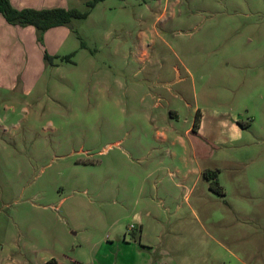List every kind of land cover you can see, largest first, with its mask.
<instances>
[{"label":"rangeland","instance_id":"374dc122","mask_svg":"<svg viewBox=\"0 0 264 264\" xmlns=\"http://www.w3.org/2000/svg\"><path fill=\"white\" fill-rule=\"evenodd\" d=\"M57 28L0 87V264H264V0H103Z\"/></svg>","mask_w":264,"mask_h":264},{"label":"crops","instance_id":"0c3cea01","mask_svg":"<svg viewBox=\"0 0 264 264\" xmlns=\"http://www.w3.org/2000/svg\"><path fill=\"white\" fill-rule=\"evenodd\" d=\"M66 0H10L11 4L18 9L25 7L51 8L64 7ZM67 8V7H65ZM62 26V25H61ZM55 26L45 31L44 42L36 43L37 32L33 26H19L9 24L0 13V87L12 89L16 82L12 73V64L18 69V54L26 58V63L37 61L43 57L44 50L51 55L58 54L64 43L66 33ZM44 59V58H43ZM30 60H33L32 62ZM11 73V74H10ZM37 78L34 77L33 80ZM26 88V85L24 86ZM26 90V89H25Z\"/></svg>","mask_w":264,"mask_h":264},{"label":"trees","instance_id":"16d2710c","mask_svg":"<svg viewBox=\"0 0 264 264\" xmlns=\"http://www.w3.org/2000/svg\"><path fill=\"white\" fill-rule=\"evenodd\" d=\"M103 0H87V10L81 11L76 8H65V7H51V8H15L10 0H0V13L4 19L12 25L19 26H33L38 36L37 39L41 41L42 34L55 26H61L68 24L72 19H84L88 10L94 7L98 2ZM41 38V39H40ZM56 56L49 55L47 52L44 53V58L52 63V58ZM61 60L68 59V57H61ZM199 113L195 115L192 129L195 130L199 123ZM203 177L210 180V189L213 191L223 194L222 186L219 185L216 177L217 170L205 169L202 173ZM47 264H58L57 261L51 260Z\"/></svg>","mask_w":264,"mask_h":264}]
</instances>
